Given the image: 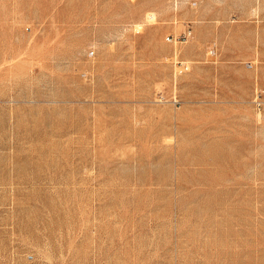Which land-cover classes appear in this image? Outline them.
<instances>
[{
	"label": "rangeland",
	"instance_id": "rangeland-1",
	"mask_svg": "<svg viewBox=\"0 0 264 264\" xmlns=\"http://www.w3.org/2000/svg\"><path fill=\"white\" fill-rule=\"evenodd\" d=\"M258 93L264 0H0V264H264Z\"/></svg>",
	"mask_w": 264,
	"mask_h": 264
},
{
	"label": "built area",
	"instance_id": "built-area-1",
	"mask_svg": "<svg viewBox=\"0 0 264 264\" xmlns=\"http://www.w3.org/2000/svg\"><path fill=\"white\" fill-rule=\"evenodd\" d=\"M181 37H179V40L183 41L187 38V35H184L182 38ZM177 65L178 66H177L176 72L178 75L185 74L190 70V66L185 64V63H179ZM176 104H178L177 101H176ZM255 104H256V107L258 108L259 111L262 110V108L264 106V102L261 100V94L260 93H258L256 98H255Z\"/></svg>",
	"mask_w": 264,
	"mask_h": 264
}]
</instances>
